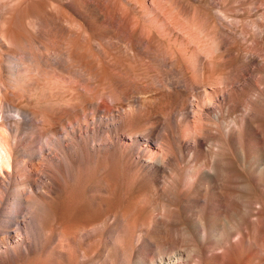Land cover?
<instances>
[{"label":"bare ground","instance_id":"1","mask_svg":"<svg viewBox=\"0 0 264 264\" xmlns=\"http://www.w3.org/2000/svg\"><path fill=\"white\" fill-rule=\"evenodd\" d=\"M211 1L0 0V264H264V0ZM117 152L148 196L75 187Z\"/></svg>","mask_w":264,"mask_h":264},{"label":"rangeland","instance_id":"2","mask_svg":"<svg viewBox=\"0 0 264 264\" xmlns=\"http://www.w3.org/2000/svg\"><path fill=\"white\" fill-rule=\"evenodd\" d=\"M258 1H260V0H258ZM183 2L191 11V17H194V15H195L194 13H196V12L208 13L210 11V9L212 8V6L215 7V4H213V2L211 0H187V3H186V0H183ZM247 3L245 4L244 7H246ZM216 4L220 8L223 7L222 5L218 4L217 2H216ZM201 8H203V9H201ZM205 9H207V11ZM216 37L218 40L224 41L223 42L224 45H226V47L231 52L230 55L228 56V58H226V61H224L223 65L220 67L221 72H224L225 74L241 72L245 68L246 65H243L241 63V61L237 59L238 58L237 54H240V50H241V52H242V50L248 51L251 48L250 47L251 41L248 42L249 43V45H248L247 42L246 43L245 42L244 43L233 42L230 39H224L220 35H216ZM157 42H159V41H157ZM155 46H158V44H155ZM246 46H247V48H245ZM120 50H121V48L117 49V51L114 50L113 53L114 54H120L121 53L120 55H117L119 57L125 56L124 53H122L123 51H120ZM118 51H120V53H118ZM128 58L132 59L133 57L128 56ZM142 59L144 60V61L142 60V63L145 62L144 65H146V67H149L150 66L149 58L142 57ZM235 59H237V60H235ZM176 68H179V65L176 66ZM153 73L156 74V72H154L152 70V74ZM65 75L68 76V77L64 76L68 82L71 81V79L73 81H78L77 78H75L71 73H66ZM240 93H242V92L240 91L239 94ZM244 96L245 95L243 94L242 96L238 95L237 97L240 99L241 98L243 99V98H245ZM126 165L127 164H125V159L123 161V155L120 152H117L115 154H106L103 156V158L100 160V162L97 165L92 164V166L91 165L81 166L77 169L78 180L75 182V187L79 186V184L81 182H86L87 180L92 185H98L99 183H100L99 185H103L106 181H113V182L116 181V183L118 182L117 188H118L119 196H125L126 193H129L132 196H142L143 197L144 194H145L144 196H148L150 194V187H148V185L145 183L146 180L144 179L143 174L135 166L130 165V167H129V165H127V166ZM183 165H185V167L186 166L188 167V164L186 162ZM107 176H109V177H107ZM88 177H90L91 180L88 179ZM97 181H99V183ZM100 181L101 182L104 181V182L101 183ZM141 188H142V191H141ZM145 188H146V190H145ZM148 188H149V190H147ZM147 191L149 194L144 193ZM89 240H86V244H89V243L92 244L94 242V239H89Z\"/></svg>","mask_w":264,"mask_h":264}]
</instances>
